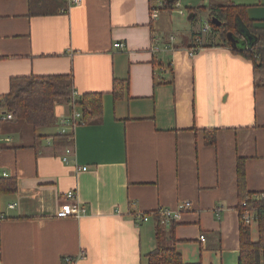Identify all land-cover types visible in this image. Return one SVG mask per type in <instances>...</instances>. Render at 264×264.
Returning a JSON list of instances; mask_svg holds the SVG:
<instances>
[{
    "label": "crops",
    "instance_id": "crops-1",
    "mask_svg": "<svg viewBox=\"0 0 264 264\" xmlns=\"http://www.w3.org/2000/svg\"><path fill=\"white\" fill-rule=\"evenodd\" d=\"M210 1L187 15L173 6L152 15L153 0H80L31 15L28 0H0V95L11 77L69 72L76 99L102 94L101 117L73 129L64 103L46 127L0 121V176L17 184L0 194V264H146L152 213L164 208L180 212L174 237L185 263L237 264L238 158L247 189L264 192V72L196 21L233 3L264 27V0ZM115 80L124 81L118 98ZM69 190L86 213L58 218ZM249 226L255 241V220Z\"/></svg>",
    "mask_w": 264,
    "mask_h": 264
},
{
    "label": "trees",
    "instance_id": "trees-1",
    "mask_svg": "<svg viewBox=\"0 0 264 264\" xmlns=\"http://www.w3.org/2000/svg\"><path fill=\"white\" fill-rule=\"evenodd\" d=\"M164 1L163 7L170 8L176 0ZM28 3L31 15L57 14L62 10L65 11L67 4L65 0H28ZM194 9L196 8H191L189 12ZM212 18L216 19L215 23L212 22ZM208 24L211 34L217 37L219 44L227 46L232 52L252 61L254 70L264 72V27L254 25L253 21L248 19L245 6L233 3L212 4L209 6ZM227 33H231L234 39L238 40L236 47L231 46ZM123 86L124 81H114L113 96L115 98L122 95ZM73 90L72 72L11 77L8 92L0 95V114H11L12 122H24L34 128L46 127L55 122V106L64 103L68 106L69 114L73 105L79 109L80 118L77 120V124L96 122L102 114V94L83 93L73 104ZM54 136L56 138L62 134ZM205 143L209 145L216 143L215 130L205 131ZM236 179L239 214L245 210L251 211L255 217L258 231V239L253 241L250 226L244 225L241 221L237 264H264V192L254 193L247 189L244 160L241 158H238L236 163ZM16 189L17 184L14 178L0 176V194L12 193ZM152 214L155 220L156 247L145 255L146 264H190L183 261L181 253L176 248L174 220L163 225L161 224L162 214L159 210ZM166 227H168L167 231ZM63 261L65 262V260ZM65 264L69 263L65 262Z\"/></svg>",
    "mask_w": 264,
    "mask_h": 264
},
{
    "label": "built area",
    "instance_id": "built-area-1",
    "mask_svg": "<svg viewBox=\"0 0 264 264\" xmlns=\"http://www.w3.org/2000/svg\"><path fill=\"white\" fill-rule=\"evenodd\" d=\"M67 5H71V4H75V3H79L80 0H65ZM154 4H151V13L152 15H155V13H157V11L160 10V8L163 6V4L165 3L164 0H153ZM211 31L210 26L208 23H206L204 25V27L202 28V33L205 32H209ZM172 39V38H171ZM195 41V45L194 47L191 49V54H193L194 52H196L199 48V46L201 45V39L199 37H196L194 39ZM125 46L124 42H114L113 43V47L117 48V49H121ZM76 92L75 90L72 91V103H75L76 100ZM0 120L6 121V120H11L12 119V115L9 113H5V114H0ZM80 118V112L76 109V107L73 105V109L71 111V113L69 114L68 118L64 121V126L69 127L70 129H73L76 124H77V120ZM66 154H73V151L71 148H67L66 149ZM67 157H63V160L66 161ZM81 170H86V167H81ZM190 206L189 202H183L180 205V208L182 209H188ZM160 214H162L161 217V224L163 225H167V223H169L170 220H176L179 217V211L175 210H169V209H160L159 210ZM86 213V209L85 207L81 204V202L79 201V199L77 198V193L75 190H69L65 193V198L63 203L60 205V208L58 209V211L56 212V216L58 218H65V217H75V218H79L82 215H84ZM241 216V221L243 222V224L245 225H249L250 222L255 220V217H253V214L251 211H242V213L240 214ZM137 219L139 220H144L147 221L150 216L149 214H145V213H141L139 212L138 214H136ZM199 239L203 242L205 240V236L203 234L199 235ZM66 263L71 264L72 263V258L71 257H66L65 259Z\"/></svg>",
    "mask_w": 264,
    "mask_h": 264
},
{
    "label": "rangeland",
    "instance_id": "rangeland-1",
    "mask_svg": "<svg viewBox=\"0 0 264 264\" xmlns=\"http://www.w3.org/2000/svg\"><path fill=\"white\" fill-rule=\"evenodd\" d=\"M213 1L214 0H211L209 3H213ZM204 2H206V3H204ZM207 2H208V0H176L173 4H172V6L173 7H175L174 8V10H176V12H184V14L185 15H187L188 13H189V10L191 9V8H198V7H201V6H198V5H200V4H207ZM189 5H194V6H196V7H190ZM209 14V13H208ZM175 15H177V14H175ZM198 19V18H197ZM196 19V20H197ZM206 19H205V15L203 16V18H201V20L200 19H198L196 22H197V24H200V26L202 25L203 26V24L205 25L206 24ZM208 21V20H207ZM205 22V23H204ZM253 222V221H252ZM252 222H250V223H252Z\"/></svg>",
    "mask_w": 264,
    "mask_h": 264
},
{
    "label": "water",
    "instance_id": "water-1",
    "mask_svg": "<svg viewBox=\"0 0 264 264\" xmlns=\"http://www.w3.org/2000/svg\"><path fill=\"white\" fill-rule=\"evenodd\" d=\"M211 20L213 23H215V21H216L215 18H212ZM227 38H228L232 47H236L238 45V40L234 39V37L231 35V33H227Z\"/></svg>",
    "mask_w": 264,
    "mask_h": 264
}]
</instances>
